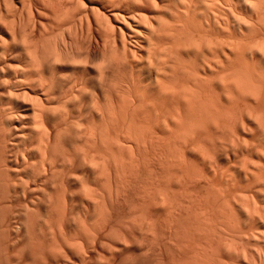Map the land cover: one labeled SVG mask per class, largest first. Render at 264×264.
<instances>
[{
    "label": "bare ground",
    "instance_id": "1",
    "mask_svg": "<svg viewBox=\"0 0 264 264\" xmlns=\"http://www.w3.org/2000/svg\"><path fill=\"white\" fill-rule=\"evenodd\" d=\"M6 1L7 0H1L0 4L5 5ZM33 1L35 2V0ZM63 1L64 0L38 1L40 2L41 8L37 7V12H40L46 5H52L50 6L51 11L52 7L53 9L55 8V11L51 12L54 15L51 14V16L56 18V20L54 19L56 22L50 20V22H53L51 29H49L50 25L45 26L42 22H39L37 24V29L35 25L29 28L28 31L24 26H21V23H18L15 27V22L12 21V23L7 24L6 27V32L10 34V41L2 38L0 33L1 187L4 189L8 188L10 191L20 182V184L22 183V188H20L19 185L18 187L22 190L19 191L18 187H16V189L21 192V194H25L26 192L29 193L30 189L28 188V184L31 182V185L35 183L34 190L31 188L32 186L30 187L31 190H33L32 192H38L39 190L43 197L46 193H44L45 191L42 193L41 188H39L40 186H37V184L40 185V182H42V185L43 183L50 182L49 186L52 189L55 188L52 191H56L58 188H56L55 185L59 184L55 183L57 180L56 178H59V175L60 177L64 175V179H66L68 184L67 188H78L77 194V190H70L71 195L68 194L69 199H67V201L72 203H68L70 211L77 209L78 207L76 205L75 208V204L80 201L78 203L81 207H79L78 210L80 209L79 211H81L83 209L82 213L84 211L85 215L88 212L90 213V211L91 214L93 212V216L99 214L96 217L97 221H99L101 218L99 219L98 217L104 219L103 216H107V211H109L106 209L108 205L107 207L105 206L104 198L106 196L108 198L111 196L105 195V197H102L101 195H95L96 192L93 193L94 188L91 189L92 187L89 186V183H91L90 181H92V183L93 180H96V183L99 182V190L100 187L103 186L101 189H104L105 192L107 191L105 193L103 190H100L104 192L102 194L103 196L104 194H109V192L111 193L112 189H108L109 186H111V182H113L111 183L112 188L114 187L115 191L116 189L119 191V187H116L117 180L126 177L122 176L123 172L126 173V168L128 172H130L129 169L132 168L131 170H133L135 166H138V164L135 165L137 161H139L136 159L135 155L137 154V157H140L138 155H140L141 148L145 150L146 147H149V150L153 149L156 154L158 152V158H160L161 164L164 165H161V167L166 168V170L162 171H166L169 179H167L166 182L168 186L166 183L164 184L165 186L162 185L164 187H161L162 189H160V192L156 195L157 197L155 196L156 199L153 196L152 198L154 199L152 200L156 202V209L168 217L169 214H173L175 211L174 202H172L170 198L172 192L169 195L168 191H171V188H174V186L179 189V186L181 188L182 185L185 191L188 190L189 194L191 193L189 192L190 190L194 191L195 189H187L186 185L188 183L191 185L190 181L193 179L199 180V178H201L200 173L197 172L198 169H200L199 171L201 172V168L193 171L192 165L207 169L205 165L212 166L215 162L222 164L225 161L226 163L228 162L227 165H233L229 168L234 169V172L230 169L234 174L229 176V174L232 173L227 172V177L229 176V178L226 177L224 180L226 184L236 188L233 196L236 195V197H240L239 199L243 198L242 200H244V202L240 200L241 203L243 202L242 204L237 202L241 206H239V208H241V213L239 212V208H237L241 218H237V209L234 210L235 208L232 206V201L228 199L229 196L226 198L228 200L222 199L227 197L226 194L228 195V193H225V195L223 194L224 197H221L220 189H218L220 193L218 196H213L211 198L212 200H208L206 197L207 199H204L205 203H202V208L197 209L199 216L198 221L201 223V226L200 229L198 228L199 226L197 227L198 231L196 233H198V236L196 238L198 240L196 239L197 243L194 244L196 250L193 248L194 251L189 252L193 253L192 256L190 255L189 261L190 264H227L228 262L226 263L225 261L229 259L230 263L233 264L236 261L239 262L241 258V261L248 260V254L251 251L245 253L243 251L245 249L242 248L243 246L240 245L241 249H238V244L235 242V239H237L235 237H237L239 233L238 229L239 231L242 230L244 225L250 227L249 224L253 223L258 218L260 221L259 223L262 225L260 226L262 229H258V220L256 223L254 222L252 228L257 224V228L255 227V229H258L259 233L258 230L253 229V231H257L259 234L258 238H264V0H85L87 2L85 4L86 6L80 2L81 0H75L78 6H76V4L74 8L79 9V12L80 8H83L81 9L83 12H80L81 15L78 13L79 16H76L78 19L76 22H73L74 24L70 22L72 18L70 20L69 17L68 19L70 21L68 20V22L66 19L67 16H62V11L64 12L67 8L65 6L66 3L67 5H69L68 3L70 2L72 5L75 3L72 2V0H65V5H63L65 9L62 7L64 10L61 11L60 6ZM24 3L23 1V4ZM79 4L82 5L79 6ZM55 5L56 7H54ZM69 7L67 9H69ZM66 12L68 11L66 10L65 13ZM65 15H68V13ZM61 17L66 20H61ZM72 21L75 20L73 19ZM3 23L4 19L2 14H0V25ZM64 24L70 25L67 27ZM71 25L73 26V32L69 33L67 31L69 35L65 38L61 37V32L59 31L61 26H64L63 28H65V30L67 28L69 30ZM35 30L38 37H36V39L31 36ZM26 31H28V33ZM56 31H58V33L60 32L58 34L59 38L57 33H55ZM52 34L55 35L53 36ZM62 36H64V34ZM51 37L53 40H51ZM86 96L88 98H86ZM80 111H83L84 113H82L85 114V116L88 115L86 118L90 121H95V124L98 123L96 126L91 124L95 128L99 126L97 129L99 130L98 132L91 127V125H86L87 123L83 126L81 123L82 121L77 118V114L78 116H84L81 115L82 113ZM60 141H62L61 144ZM148 158L149 157L145 158V160L148 161ZM144 162L142 163L144 164ZM226 163L223 164L228 168V166L225 165ZM157 165L160 166V163ZM157 165L156 167L160 169ZM234 166L238 167L235 169ZM150 168L147 167V169ZM221 168H223V166ZM210 170L208 171L210 172ZM159 171V174H161V170ZM141 172L142 170L140 174ZM211 172H213V170ZM214 173L215 172H213V174ZM148 174H152V172L150 171ZM210 174L209 176H212V174ZM219 174L222 175V173ZM130 175H128V177ZM223 175H225V173ZM142 176L148 177L146 175ZM161 176H159L160 179H162ZM111 177L117 179L116 182H114L115 179L111 181ZM219 177L221 178V176ZM126 178L125 181L129 179L126 180ZM155 178L158 179L157 177ZM203 178L206 179L204 176L202 179ZM210 178L212 179V177ZM37 181L40 182L36 184ZM66 181L64 180V182ZM120 181L118 180L117 184H119ZM129 181L130 180H128V182ZM209 182L210 181H208V183ZM162 183L163 182L159 184ZM171 183L175 184L172 185ZM125 184L126 183H124V185ZM141 184H144L143 181ZM156 185L158 186V183ZM36 186L38 189L35 188ZM42 186L45 189L48 188V186L46 188V185ZM223 186L228 185L223 184ZM27 188L29 191H27ZM201 188L200 186V189ZM217 188H219V186ZM223 188L225 189V187ZM226 188L228 189L230 187ZM127 189L129 188L127 187ZM127 189L125 188V190ZM141 189L144 188L141 187ZM178 189L176 188L175 191ZM17 190L16 192H18ZM59 190L65 193L63 189L60 188V185ZM147 190L145 191L146 193L143 194L146 196L145 200H147V197L148 199L150 198L146 195L148 193ZM154 190L155 187L151 191L153 192ZM183 190H181V192ZM157 191H159V188ZM211 191L207 193L210 194ZM223 191L226 192V190ZM99 192L97 191V193ZM53 193L52 195H55V199H59L60 196L58 192L57 194L56 192L55 194ZM63 193L61 196H63ZM115 193L119 194V192ZM7 194L8 195L2 197L5 198V196H7V198H9L10 194L16 193L8 192ZM21 194L19 193L18 196ZM24 194L21 197L25 196ZM182 194H184V192H182ZM229 194H231V192ZM57 195L58 197H56ZM76 195H80L81 197H77ZM112 195L115 196L113 193ZM13 196L18 197L16 195ZM121 196H124V193ZM35 197L37 200L38 196ZM53 197L54 196H52V198ZM116 197L117 196H115V198ZM138 197L140 196L138 195ZM189 197L190 194L188 200ZM62 198L63 197L60 199L61 204L63 203L62 205H59L60 202L57 204L56 201V204L59 205L58 208L57 206H52L54 202L53 200L51 201L50 197V200H47L48 203L50 201L52 202L50 209L51 206L54 209L51 211H57L58 209L57 212L59 214L56 213L58 216L62 215V213L64 214L68 209L65 204V197L63 198L64 201H61ZM141 198L143 199L144 197L141 196ZM235 198L232 197L233 200H235ZM118 199L117 202L120 201H118ZM45 200L46 199L42 202H45ZM238 200L236 198L235 201ZM258 201H262V203L259 204ZM183 202L181 203H187ZM148 204L154 205L152 207L155 208V203L149 202ZM70 205L74 206V209H71L73 207ZM34 206L36 207V205ZM182 207L187 211V206L182 205ZM16 208L17 206L13 207V209ZM50 209L48 212H50ZM153 210L154 209H152V211ZM11 211L13 210H10V215L12 213ZM18 211L19 210H17L16 213ZM103 211H106V214H104ZM213 211L217 214L213 215ZM60 212L62 213L60 214ZM242 212L244 213L243 217L245 216L244 220L242 219ZM16 213L15 215H17ZM20 214L21 213L18 215ZM39 214L41 213L39 212ZM51 214H53V212ZM133 214H135V211ZM28 215H30V219H32L31 214L29 213ZM47 215L48 213H46L45 216ZM144 215L142 214L141 218L144 219ZM135 216L137 217V215ZM145 216L148 217L147 214ZM171 216L172 215H170V217ZM51 217L53 216L51 215ZM254 217L257 218L255 219ZM61 218L59 217V219ZM69 218L65 220L67 221ZM36 219L33 218L32 221ZM132 219L134 220L135 218H131V220ZM138 219L140 220L139 217L137 220ZM192 219L193 218H191V220ZM238 219H242L241 223ZM108 220L110 222V219ZM144 220H142V222L145 223ZM189 220L187 221L189 222ZM8 221L7 219V223L10 224ZM54 221L56 220H53V223ZM69 221L71 222V220ZM81 221L78 223L80 224ZM105 221H107V218ZM198 221L196 222L198 223ZM35 222L37 223V221ZM18 223V225H20V222ZM25 223L28 222L26 221ZM32 223L31 224L35 226L34 222ZM51 223L52 222L48 225L51 226ZM60 223L62 224L63 222ZM148 223L147 220L145 226L142 224L140 225L147 228L149 226ZM75 224H77L76 221ZM130 224L132 225V223L129 222L128 225L130 226ZM237 224L242 227H237ZM25 225L27 227V224ZM32 225L30 230L32 229ZM84 225L82 221V224H80L81 227L78 226L83 229L82 226ZM40 226L43 227L44 224L42 225L41 223ZM53 226L56 225L53 224ZM86 226L89 227L88 225ZM92 226L91 230L94 228ZM224 227L227 231H223L225 229ZM252 228H248V232H250ZM45 229L47 228L45 227ZM85 229L83 230L85 231ZM100 229L97 230V232L101 231ZM50 230L52 231L53 229ZM76 230L78 231V229ZM76 230L75 233H77ZM243 230L244 231L240 232L244 235L247 229ZM13 231L11 230V232ZM51 231L47 232V234H50H48V236H51ZM147 231H149V228L146 232ZM260 231H262L263 234H261ZM52 232L54 233V230ZM234 232L235 234H233ZM248 232L245 234H249ZM59 233L61 232H57V236ZM71 233L69 232L70 235ZM80 233L82 234V232ZM138 233L141 234L139 231ZM257 233L256 241L258 243V240L261 238L257 240ZM79 234L78 237L81 236V234ZM250 235H252L251 232ZM86 236L92 237L88 236V234ZM94 236L97 237L96 235ZM239 236L241 237L242 234ZM82 237L81 242L84 240V238L82 240ZM87 237L86 239L88 240L89 238ZM35 238L41 237L35 236ZM47 238L50 239V237ZM242 238L244 237H241V239ZM263 238L261 239L262 243L259 242L260 245H258V249L253 250L256 252L250 254L251 258V255H256L252 259L250 258L251 264L253 262H256L254 264H264V248L263 250L259 248L260 246H264ZM41 239L43 240V238ZM28 240L30 241V239ZM51 240L52 237L50 242ZM37 241L32 242L36 244ZM45 241H43L44 245L46 244ZM97 241L100 242V240ZM248 241L249 240H247V242ZM75 242L78 241L76 240ZM43 243H41V245L38 244L42 246ZM62 243L66 242L64 241ZM142 243L143 242L140 244L141 246H143ZM90 244H93V242ZM138 244L139 243H137V246ZM145 244L146 243H144V245ZM29 245H31V243ZM76 246L78 245L76 244ZM125 246L126 245H124V247ZM229 253H232V256H236L237 258L240 256V260L237 259L235 261L236 257H233L234 262L233 260L231 261V255ZM210 256H213L214 262H212V258L209 260ZM225 258H227V260ZM254 258L256 261H254ZM140 259L142 262L144 261L142 258ZM247 260L245 263L244 261L242 263L250 264L249 260L248 262ZM137 262L139 261H136V264Z\"/></svg>",
    "mask_w": 264,
    "mask_h": 264
},
{
    "label": "rangeland",
    "instance_id": "2",
    "mask_svg": "<svg viewBox=\"0 0 264 264\" xmlns=\"http://www.w3.org/2000/svg\"><path fill=\"white\" fill-rule=\"evenodd\" d=\"M1 1V0H0ZM21 0H7L6 2H5V5H1L0 4V14H2V17H3V19H4V23L2 24V25H0V33H1V36H2V38H4L5 40H9V38H10V34H8L7 32H6V27H7V24H10V23H12V21L13 22H15L14 23V26L16 27V25H18V23H21V26H24L25 28H26V30H28L29 28H31L32 26H35L36 25V29H37V24L39 23V22H42L45 26H49L50 25V27H49V29H51V26H53V22L56 20V18L54 17L53 18V16H51V14L52 15H54L53 13H51L52 11H55L54 9H53V7H52V11H51V7L50 6H52V5H49V6H47L46 5V7L45 8H42L41 10H40V12H37L36 11V8L38 7V8H41V6H40V2H38L39 0H35V2L33 1V0H23L25 3L23 4V1H21ZM30 1H31V4H30ZM33 1V2H32ZM65 1V0H64ZM64 1L63 2H61V6H60V8H61V11L62 10H64L65 8L63 7V5H65L64 4ZM84 1V2H83ZM66 2V1H65ZM72 2H74L75 4H73L72 5V3L70 2V3H68L69 5H67V3H66V7L68 8L70 5V7H69V9H65L64 10V12L62 11V16H67V21L70 19L71 20V18H72V20L74 19L75 21H70L71 22V24L73 23V22H76L77 21V19L78 18H76V16L78 15V13L81 15V13L83 12V11H81V9H83V8H80V12H79V9H76V8H74L75 6L74 5H76L77 3L75 2V0L73 1L72 0ZM81 3H83V5L84 6H86L85 4L87 3L85 0H81L80 1ZM23 4V5H22ZM30 4V5H29ZM28 5H29V7H30V9H29V7H28ZM82 5V4H81ZM80 4H79V6H81ZM76 6H78V4L76 5ZM54 7H56V5L54 6ZM62 7L64 8V9H62ZM29 10H28V9ZM78 8V7H77ZM50 10V11H49ZM68 11V12H66V13H68V15H65L66 13H65V11ZM29 11V12H28ZM61 13V12H60ZM79 16V15H78ZM70 17V18H69ZM53 18V19H52ZM62 18V17H61ZM69 18V19H68ZM55 19V20H54ZM66 19H61V20H66ZM50 20L51 21H53V22H50ZM68 21V22H69ZM56 22V21H55ZM65 22V21H64ZM67 22V23H68ZM28 23V24H27ZM48 23V24H47ZM52 25H51V24ZM26 24H27V26H26ZM56 24V23H55ZM54 24V25H55ZM63 24V23H62ZM61 24V25H62ZM74 24V23H73ZM76 24V23H75ZM64 25H66L67 27H68V25H70V24H64ZM76 26V25H75ZM64 26H61V29L59 30L60 32V36L61 37H63V38H65V37H67V35H69V33H71V32H73V26L71 25L70 27H69V30H68V28L65 30V28H63ZM63 28V29H62ZM25 30V29H24ZM62 30V31H61ZM71 30V31H70ZM29 31V30H28ZM28 31H26L27 33H28ZM55 31V30H54ZM67 31L69 32L68 34H67ZM74 31H75V28H74ZM54 33V32H53ZM55 33H57V36H58V38H59V33H58V31H56ZM64 34V36H62ZM36 35V36H35ZM53 35V34H52ZM51 35V36H52ZM55 35V34H54ZM53 35V36H54ZM31 36L32 37H35V39H36V37H37V34H36V30L33 32V34H31ZM52 36V37H53ZM52 37H51V40H53L52 39ZM38 38V37H37ZM49 39H50V35H49ZM50 40V41H51ZM10 41V40H9ZM117 43V42H116ZM86 98H88L87 96H86ZM82 110V109H81ZM81 113L83 112V111H80ZM81 113H79V114H81ZM84 113V112H83ZM81 114V115H84V116H78V114H77V118L80 120V121H82L81 123L83 124V126H85L84 124H86V125H97V124H95L96 122L95 121H90L88 118H86V116L88 117V115H86L85 116V114ZM82 117V118H81ZM86 118V119H85ZM87 120V121H86ZM92 122V123H91ZM90 123V124H89ZM94 123V124H93ZM81 124V125H82ZM91 125V127H93ZM94 129H98L99 128V126L97 127V128H95V127H93ZM99 130H97V132H98ZM62 143V141H60V144ZM140 150V149H139ZM149 147L147 148H145V150L144 149H142L141 148V150H140V155H138V156H140V157H137V154L135 155L136 156V159L137 160H139V161H137V163L135 164V165H137L138 164V166H135V168H133V170H131V169H129L130 170V172H128V170H127V168L125 169V171H126V173L125 172H123V177L124 176H126L125 178H126V180L128 179V180H130L129 182H128V180L127 181H125V178L123 179V178H120V179H118L119 181H120V183L119 184H117V182H118V180L117 179H115V178H113V177H111V181H114V179H115V181L114 182H116V180H117V182H116V187L118 186L119 188H118V190L119 191H117V189H116V191H115V188L113 187L112 188V184L111 183H113V182H111L110 183V185L111 186H109V188L108 189H112V191H111V193L109 192V194H104V196L102 195L104 192H105V190L104 189H101L102 187H100V190H103L104 192H101L100 190H99V186L100 185H98V183H96L94 180H93V183H92V181H90L91 183H89L90 185L89 186H91L92 188L91 189H93V193L94 192H96L95 193V195L97 194V195H101L102 197H105V195H109V196H111V197H105L104 198V201H105V206L107 207V205H108V207H111V208H106L107 210H109V211H107V216L105 215V216H103L104 217V219H102V217H98L99 219V221H97V219H96V217L99 215V214H97V216L96 215H92L93 214V212H92V214H91V211H90V213L88 214H86L85 215V212L83 211V213H82V210L81 211H79L78 210V208L79 207H81V205H79V203L78 202H80V201H78V202H76V204H75V208H76V205H77V209H75V210H71L70 211V209H69V204L71 203L70 201H67V199H69V195H71L70 193V190L72 191H76L78 188L77 187H75V188H73V187H71V189L70 188H67V181H66V179H64L65 177H64V175H61V177H62V180H63V182H64V180L66 181V182H62V180H61V177H60V175H59V178H56L57 180H56V184L57 183H59V184H57V185H55L56 186V188H58V190L56 189V191H52V190H54L55 188H51L49 185V183L50 182H46V183H43L42 185H46V188H47V186H48V188L47 189H45L42 185H41V183L42 182H40V181H37L36 182V184L37 183H39L40 182V185H38L37 184V186H40L39 188H41V190H42V193L44 192V193H46L45 194V196H43L42 197V195L40 194L41 193V191H39L38 190V192L36 191V192H32L33 190H34V186H35V183H32V185L29 183L28 184V188L30 189V191L32 192V194H31V192L28 190V188H27V191H29V193H23L25 196H23V197H21L23 194H21V192H19V191H21L22 189H19V187H18V185L20 186V188H22L21 187V185H22V183L20 184V182L18 183V185L16 186V187H18V190L16 189V187L15 188H12L10 191H9V189L8 188H6V189H4V188H2L1 187V182H0V264H136V261H139L140 262V264H190V261H189V258H190V255L192 256V254L193 253H189L190 251L192 252V251H194V249L193 248H195V246H194V244H196L197 243V236H198V233H196L197 231H198V228L200 229V224L201 223H199V216H198V213H197V209H199V208H202V203H205L204 202V199L207 197L208 198V200H212L211 198L213 197V196H218V194H220L219 193V191L221 192V194H220V196L221 197H224V195H225V193H228V195L226 194V196L227 197H224V198H222L223 200L225 199V200H228V199H230V201H232L231 203H232V206L235 208H233L234 210H236L237 208H239V203H237V202H240V204H242L243 202H244V200H242L243 198H241V199H239L240 197H236V195L235 196H233L234 195V191L236 190V188L235 187H232L231 185H229V184H226V181L224 180L226 177H227V175H228V173H232V174H229V176L230 175H233L234 173V169L233 168H229V167H231V165L232 164H230V166L229 165H227L228 164V162L226 163L225 161L223 162V163H226L225 165L226 166H228V168H229V170H228V168L227 167H225L224 166V164L222 163V164H219V162H215V163H213V164H216V165H218V166H216V165H213L212 164V166H206L205 165V167L207 168V169H205L204 167H197V166H194V165H192V169H193V171L194 170H197L198 168H201V170L202 171H204V172H202V174H201V172L199 171L200 169H198V171L197 172H199L200 173V175H201V178H199V180H196V179H193V180H191L190 181V184L192 185H189V183L186 185V188L187 189H195L194 191L192 190H190L189 192H191L192 193V195H191V193H189L190 194V197H189V200H188V196H189V194H188V190L187 191H185V189H184V187H182V185H181V188H183V189H181L180 188V186H179V189H178V187H176V186H174V188L172 189L171 188V191H168L169 192V195H170V193H171V195H170V198L172 199V202H174L173 204L175 205V211L173 212V214H169L168 215V217H167V215H165L164 213H162V212H159L158 211V209H156L157 208V206H156V202L154 201L153 202V200L152 199H154V198H152L153 196L155 197L156 195H158V193L160 192V189H162L161 187H164L165 185V183L167 182V179H168V177H167V174H166V171L164 172V171H162V170H166V168H164V167H161V161L159 160L160 158H158L159 157V155H157L158 154V152H157V154H156V152H154L153 151V149H150L149 151ZM148 151V152H147ZM152 152H154V153H152ZM138 153V152H137ZM143 154V155H142ZM146 154H148V155H146ZM146 155V156H145ZM154 156L155 157V159H154V157H152V156ZM157 156V157H156ZM144 157V158H143ZM147 157H149L148 158V161L147 160H145V158H147ZM142 158V159H141ZM158 159V160H157ZM154 160V161H153ZM144 161H146V162H144ZM151 161H153V162H151ZM157 161H158V163H157ZM142 162H144V164L142 163ZM149 164H148V163ZM150 162H151V164H150ZM152 163H154V164H152ZM160 163V166L159 165H157V164H159ZM221 163V162H220ZM142 166H141V165ZM153 165V166H152ZM156 165L158 166V167H160V169L159 168H157L156 167ZM220 165V166H219ZM223 166V168H221L222 166ZM146 166V167H145ZM152 166V167H151ZM162 166H164V165H162ZM216 166V167H215ZM233 166V165H232ZM136 167H138V168H136ZM147 167L148 168H150V169H147ZM155 169H154V168ZM197 167V168H196ZM210 167V168H209ZM211 167H212V169H211ZM235 167V169L238 167V166H234ZM143 168H145V169H143ZM164 168V169H163ZM205 169V170H203V169ZM209 168V169H208ZM216 170H214V169ZM218 168V169H217ZM147 169V170H146ZM153 169V170H152ZM157 169V170H156ZM211 169V170H210ZM220 169V170H219ZM223 171H222V170ZM225 169V170H224ZM230 169H232V171L230 170ZM112 170V169H111ZM142 170V172H141V174H140V171ZM146 170V171H145ZM148 170H150L151 172H152V174H148L150 171H148ZM156 170V171H155ZM159 170H161V174H159L160 173V171ZM208 170H210V172L208 171ZM213 170V172H215L214 174H213V172H211ZM61 171V170H60ZM59 171V172H60ZM136 171V172H135ZM155 171V172H154ZM221 171V172H220ZM226 171V172H225ZM229 171H231V172H229ZM59 172H57V173H59ZM147 172V173H146ZM155 174H154V173ZM206 172V173H205ZM228 172V173H227ZM111 173H112V171H111ZM125 173V174H124ZM127 173H129V174H127ZM130 173H131V175H130ZM134 173V174H133ZM137 173V174H136ZM143 173V174H142ZM157 173V174H156ZM164 173H165V175H164ZM204 173V174H203ZM212 174V176H209V174ZM219 173H222V175L225 173V175H221V174H219ZM155 176H154V175ZM159 174V175H158ZM163 174V175H162ZM207 174H208V176H207ZM210 174V175H211ZM128 175H130L129 177H128ZM139 175V176H138ZM142 175H146V176H148V177H143ZM162 175V176H161ZM214 175V176H213ZM217 175V176H216ZM132 176H134V177H132ZM140 176H142V177H140ZM149 176H150V178H149ZM159 176H161L162 177V179H160V177ZM205 177L206 179H202V177ZM219 176H221V178L219 177ZM229 176L227 177V178H229ZM137 177H138V180H137ZM140 177V178H139ZM155 177H157L158 179H156ZM209 177V178H208ZM210 177H212V179L210 178ZM215 177H216V179H215ZM219 177V178H218ZM131 178V179H130ZM146 178V179H145ZM113 179V180H112ZM134 179H136V180H134ZM142 179H144V180H142ZM153 181H152V180ZM156 179V180H155ZM208 179V180H207ZM209 179H211V180H209ZM215 179V180H214ZM219 179V180H218ZM60 180H61V182H60ZM122 180H123V183H122ZM131 180H132V182H131ZM169 180V179H168ZM216 180H217V182H216ZM23 181H24V178H23ZM134 181H135V183H134ZM139 182V183H137V182ZM141 181V182H140ZM142 181H143V183L144 184H141L142 183ZM145 181V182H144ZM195 181V182H194ZM199 182V183H197V182ZM208 181H210L209 183H208ZM133 183V184H131V183ZM152 182V183H151ZM155 183V185H154V183ZM161 182H163L162 184H159V183H161ZM193 184H192V183ZM205 182V183H204ZM62 183V184H61ZM96 183V184H95ZM124 183H126L125 185H124ZM130 183V184H129ZM149 183V184H148ZM158 183V186L156 185ZM212 183V184H211ZM215 183V184H214ZM218 183H220V184H218ZM48 184V185H47ZM92 184V185H91ZM120 184H122V185H120ZM128 184V185H127ZM134 184H136V185H134ZM146 184V185H145ZM172 184V183H171ZM175 184V183H174ZM174 184H172V185H174ZM199 184V185H198ZM211 184V185H210ZM214 184V185H213ZM218 184V185H217ZM223 184L224 185H228V186H223ZM59 185H60V188L61 189H63V191L65 192V193H63L62 192V190H59ZM94 185V186H93ZM114 185H115V183H114ZM113 185V186H114ZM120 185V186H119ZM127 185V186H126ZM131 185V186H130ZM150 185H152V186H150ZM162 185H164V186H162ZM166 185L168 186V184L166 183ZM203 185V186H202ZM210 185V186H209ZM212 185H213V187H212ZM222 185V186H221ZM32 186V187H31ZM35 187L36 189H38V187ZM126 186V187H125ZM145 186V187H144ZM148 186V187H147ZM187 186H189V187H187ZM196 186H199V187H196ZM200 186L203 188H201L200 189ZM216 186V187H215ZM219 186V188H217ZM4 187V186H3ZM33 189V190H31V188ZM64 187V188H63ZM69 187V186H68ZM123 187V188H122ZM127 189V187L129 188V189H127V190H125V188ZM138 187V188H137ZM141 187H143L144 189H141ZM154 189V187H155V190L152 192L151 190H153L152 188ZM178 189L177 191H175L176 190V188ZM211 187V188H210ZM223 187H225V189L223 188ZM226 187H230V188H226ZM43 188V189H42ZM73 188V189H72ZM146 188V189H145ZM148 188H151V189H148ZM156 188H157V190H158V188H159V191H157L156 190ZM207 190H206V189ZM210 188V189H209ZM4 189V190H3ZM21 194L20 196H18L19 195V193L18 192H16V190ZM113 189H114V191L115 192H119V194H120V196H119V194L118 193H115L114 191H113ZM140 189V190H139ZM148 189V190H147ZM183 190L182 192H184V194H182V192H181V190ZM199 189V190H198ZM204 189H205V191H204ZM213 189V190H212ZM215 189V190H214ZM218 189H220L219 191H218ZM234 189V190H233ZM8 190V191H7ZM13 190V191H12ZM15 190V191H14ZM66 190H67V192H66ZM139 192H138V191ZM147 190V192L148 193H150V194H146L147 196H149L150 198L148 199V197H147V200H145V198H146V196L145 195H143V194H145L146 191ZM150 190V191H149ZM196 190H197V192H196ZM201 190V191H200ZM212 190V191H211ZM223 190H226V192H224ZM4 191V192H3ZM26 191V190H25ZM60 191V192H59ZM97 191L100 193H97ZM123 191H125V192H123ZM204 193H203V192ZM209 191H211L210 192V194L209 193H207V192H209ZM213 191H214V193H213ZM217 191H218V193H217ZM229 191V192H228ZM9 192V193H16V194H10V197L9 198H7V196H5V198L7 199V200H9V201H7L4 197H2V196H4V195H8L7 193ZM53 194H55V192H56V194H57V192H58V195L60 196L59 197V199H55V195H52V193ZM77 192H78V190L76 191V194H77ZM107 192V191H106ZM105 192V193H106ZM138 192V193H137ZM155 192V193H154ZM181 192V193H180ZM187 192V193H186ZM196 192V193H195ZM224 192V193H223ZM231 192V194H232V196H231V194H229ZM2 193V194H1ZM63 193V196H61V194ZM112 193L115 195V196H117L116 198L118 199V201L119 202H117V199L115 198V196H113L112 195ZM123 193H124V196H121V195H123ZM140 193V194H139ZM155 195H154V194ZM157 193V194H156ZM206 193V194H205ZM48 194V195H47ZM50 194V195H49ZM69 194V195H68ZM78 194H80V193H78ZM117 194V195H116ZM181 194V195H180ZM196 194H198V195H196ZM224 194V195H223ZM12 195V196H11ZM13 195H16V196H18V197H14ZM40 195H41V197H40ZM44 195V194H43ZM58 195L56 196V197H58ZM137 195V196H136ZM138 195L140 196V197H138ZM173 195V196H172ZM186 195V196H185ZM202 195V196H201ZM204 195V196H203ZM209 195V196H208ZM212 195V196H211ZM35 196H38V198H37V200H36V197ZM52 196H54L53 198H52ZM77 197L79 196V197H81L80 195H76ZM75 196V197H76ZM141 196L142 197H144L143 199L141 198ZM180 196V197H179ZM182 196V197H181ZM228 196H229V198H228ZM45 197V198H44ZM48 197V198H47ZM49 197L51 198V201L53 200V204H52V202L50 203H48L47 202V200H50L49 199ZM61 197H65L64 199H66L65 200V204H66V206L68 207V209L66 210V212L63 214L62 212H60V214L62 213V215H60V216H58V206L61 204V202H60V199H61ZM114 197V198H113ZM122 197V198H121ZM138 197V198H137ZM157 197V196H156ZM156 197H155V199H156ZM201 197H202V199H201ZM232 197H236L237 198V200L238 201H235L236 200V198H235V200H233L232 199ZM46 199L45 200V202H42V201H44V199ZM63 198H62V200L61 201H64L63 200ZM141 198V199H140ZM173 198H175V199H173ZM176 198H178V199H176ZM180 198H181V200H180ZM186 198L188 201H189V205H188V201L185 199V201H184V199ZM206 198V199H207ZM210 198V199H209ZM226 198H228V199H226ZM3 199H4V201H3ZM12 199V200H11ZM115 199V200H114ZM205 199V200H206ZM6 200V201H5ZM21 200V201H20ZM23 200H25V201H23ZM28 200V201H27ZM59 200V201H58ZM108 200H111V201H108ZM114 200V201H113ZM152 200V201H151ZM178 200V201H177ZM197 200V201H196ZM213 200H214V198H213ZM243 201L242 203H241V201ZM18 201V202H17ZM23 201V202H22ZM56 201H57V204L59 203V205H57L56 204ZM66 201H67V203H66ZM183 202V203H186V204H182L181 202ZM199 201V202H198ZM237 203H235V202ZM2 202V203H1ZM31 202V203H30ZM36 202H38V203H36ZM39 202H40V204H39ZM42 202V203H41ZM70 202V203H69ZM113 202V203H112ZM117 202V203H116ZM141 202V203H140ZM146 202V203H145ZM149 202H152V203H155V208L154 207H152V206H154V205H150V204H148ZM9 203V204H8ZM25 203V204H24ZM34 203H36V204H34ZM69 203V204H68ZM111 203V204H110ZM115 203V204H114ZM178 203V204H177ZM196 203V204H195ZM201 203V204H200ZM258 203L260 204V203H262V201H258ZM31 204H33V205H31ZM39 204V205H38ZM49 204V205H48ZM52 204V206L53 207H55V206H57V208H55V209H57V211L56 210H54V211H56V212H54V211H51V210H53L54 208H52V206H51V209H50V205ZM54 204H56V205H54ZM63 204V203H62ZM61 204V205H62ZM72 204V203H71ZM113 204V205H112ZM139 204H141V205H139ZM143 204V205H142ZM145 204V205H144ZM191 204V205H190ZM200 204V205H199ZM8 205V206H7ZM11 205V206H10ZM13 205V206H12ZM19 205V206H18ZM30 205H31V207H30ZM34 205H36V207L34 206ZM181 205V206H180ZM182 205H184V206H187L188 207V209H187V211H186V209L184 210V207H182ZM236 205H238V206H236ZM7 206V207H6ZM17 206V208L16 209H13V207H16ZM21 206V207H20ZM40 206V207H39ZM44 208H43V207ZM45 206H46V208H45ZM49 208H48V207ZM71 207H73V208H71V209H74V206H72V205H70ZM149 206H151V207H149ZM177 206V207H176ZM179 206V207H178ZM191 206V207H190ZM195 206V207H194ZM3 207H5V208H3ZM24 209H23V208ZM27 207H29L30 208V211H29V208H27ZM138 207V208H137ZM142 207V208H141ZM146 207V208H145ZM241 207V206H240ZM31 208H32V210H31ZM137 210H139V211H137ZM181 208H183V209H181ZM7 209V210H6ZM8 209H10V210H13V211H11L12 213H11V215H10V210H8ZM25 209H27V210H25ZM35 209H38V210H35ZM47 209V210H46ZM49 209H50V212L52 213L53 212V214H51L50 212H48L49 211ZM111 209V210H110ZM145 209V210H144ZM147 209H148V211H147ZM152 209H154L153 211H152ZM155 209H156V211H155ZM178 209V210H177ZM17 210H19L17 213H16V211ZM23 212H25V213H23ZM35 210V211H34ZM47 212H46V211ZM142 210V211H141ZM151 210V211H150ZM240 210V211H239ZM239 210L237 209V211H236V214H238L237 215V218H239L241 215H240V213H241V208H239ZM4 211V212H3ZM6 211H8V212H6ZM27 211H29V212H27ZM31 211H32V213H31ZM41 213V214H39V212ZM45 211V212H44ZM69 211V212H68ZM75 211H77V212H75ZM134 211H135V214H133L134 213ZM137 211V212H136ZM178 211V212H177ZM186 213H185V212ZM189 211H190V213H189ZM238 211L240 212V213H238ZM4 214H3V213ZM33 212H34V214H33ZM37 212H38V214H37ZM104 212V211H103ZM141 213V214H139V213ZM155 212H156V215H155ZM157 212H159V213H157ZM215 211H213V215H216L217 213L215 212ZM6 213V214H5ZM15 213L17 214V215H15ZM19 213H21L20 215H18ZM23 213V214H22ZM31 214V218L32 219H30V215H28V214ZM46 213H48V215L47 216H45L46 215ZM56 213H58L57 215H56ZM69 213V214H68ZM75 213H79V214H75ZM149 213V214H148ZM181 213V214H180ZM185 213V214H184ZM194 213V214H193ZM243 213V212H242ZM25 214V215H24ZM29 216H27V215ZM36 214V215H35ZM43 214H44V216H43ZM70 214H71V216H70ZM75 214V215H74ZM95 214V213H94ZM104 214H106V211L104 212ZM139 214V215H138ZM142 214L144 215H146L147 214V216L149 217H146L145 215H144V219L143 218H141L142 217ZM151 214V215H150ZM7 215V216H6ZM10 215V216H9ZM40 215H42V216H40ZM51 215L53 216V217H51ZM56 215V216H55ZM77 215V216H76ZM81 215V216H80ZM82 215H83V217H82ZM84 215H85V218H84ZM135 215H137V217L135 216ZM153 215V216H152ZM161 215H163V216H161ZM170 215H172L171 217H170ZM181 215V216H180ZM190 215V216H189ZM240 215V216H239ZM243 215H244V213L242 214V217H243ZM35 216H36V218H35ZM50 216V217H49ZM67 216V217H66ZM69 216H70V218H69ZM73 216H74V218H73ZM88 216V217H87ZM91 216H93V217H91ZM108 216H110V217H108ZM177 216V217H176ZM25 217V218H24ZM42 217V218H41ZM47 217H49V218H47ZM59 217L61 218V219H59ZM64 217H66V218H69V219H67V221L65 220L66 218H64ZM72 217V218H71ZM107 218V221H105L106 220V218ZM140 218V220L138 221L137 220V218ZM154 217H155V219H154ZM162 217V218H161ZM165 217V218H164ZM175 219H174V218ZM29 218V219H28ZM33 218L34 219H36L35 221H37V223L35 222V221H32L33 220ZM40 218H41V220H40ZM46 218V219H45ZM51 218V219H50ZM52 218H54V219H52ZM92 218H94V219H92ZM131 218H135L134 220L132 219L131 220ZM147 218V219H146ZM160 218V219H159ZM167 218V219H166ZM179 218V219H178ZM187 218V219H186ZM191 218H193L192 220H191ZM241 218V217H240ZM244 218H245V216L242 218L243 220H244ZM255 219L257 218V217H254ZM7 219L9 220L8 222H10V224L9 223H7ZM43 219V220H42ZM47 219H48V221H47ZM73 219V220H72ZM80 219V220H79ZM83 219V220H82ZM87 219V220H86ZM108 219H110V222H109V220ZM144 220L145 221V223L144 222H142V220ZM163 219V220H162ZM171 219V220H170ZM178 219V220H177ZM191 221H190V220ZM242 219H238V220H240V223H241V220ZM24 220H25V222L27 221L28 223H25L24 222ZM29 220H30V222H29ZM49 220H52V221H49ZM53 220H56V221H54V223H53ZM59 220H60V222H63L62 224L59 222ZM69 220H71V222L69 221ZM76 221V223L77 224H75V221ZM83 221V225L84 226H82L83 227V229H85V231H86V233L84 234V230L83 229H81L80 227V224H82V221ZM90 220V221H89ZM148 220V225L150 226H148L147 228H145V227H143L142 225H146V221ZM154 220V221H153ZM158 220V221H157ZM187 220H189V222L187 221ZM198 221V223L196 222V221ZM258 220V221H257ZM12 221H13V223H12ZM74 221V222H73ZM81 221V223L79 224L78 222H80ZM87 221H88V223H87ZM100 221H102V222H100ZM132 221V222H131ZM135 221V222H134ZM163 221V222H162ZM175 221V222H174ZM256 221H257V223H258V229L259 228H261L262 229V227H260V226H262L259 222V219L257 218L254 222L256 223ZM18 222H20V225H18L19 223ZM22 222V223H21ZM27 224V227H26V225L24 224ZM32 222H34V224H35V226L34 225H32L33 223ZM50 222H52L53 224H55L56 226H53V224L51 223V226L50 225H48V224H50ZM56 222H58V223H56ZM66 222H67V224H66ZM86 222V223H85ZM90 222V223H89ZM93 222V223H92ZM106 222V223H105ZM109 222V223H108ZM129 222L130 223H132V225L130 224V226L128 225L129 224ZM140 222V223H139ZM142 222V223H141ZM168 222V223H167ZM254 222L253 223H251V224H249L250 225V227H247V225H244L243 227L241 226V225H239V224H237V227H242L243 229H247V231H245V233H247L248 232V228H252L253 227V225H254ZM4 223V224H3ZM8 225H7V224ZM32 223V224H31ZM41 223H42V225L44 224V226L43 227H41L40 225H41ZM105 224V225H103V224ZM154 223V224H153ZM24 224V225H23ZM29 224H30V227H29ZM40 224V225H39ZM64 224V225H63ZM66 224V225H65ZM91 224V225H90ZM92 224H93V226H92ZM97 224H100V225H97ZM102 224V225H101ZM108 224H109V226L111 227V229H110V227L108 226ZM137 224V225H136ZM140 224H142V225H140ZM151 224V225H150ZM156 224V225H155ZM170 224V225H169ZM173 224V225H172ZM189 224H190V226H189ZM260 224V225H259ZM14 225V226H13ZM16 225V226H15ZM23 225V226H22ZM31 225H32V229L30 230V228H31ZM76 227H75V226ZM80 227H79V226ZM86 225H88L89 227H87ZM95 225V226H94ZM141 227H140V226ZM194 225H196V226H194ZM239 225V226H238ZM248 225V226H249ZM257 224H255V226H254V228H252V230L250 231L251 232V234L254 236H252V235H250V232H248L249 234H245L244 233V235H246V236H244L243 235V233H241L242 231H244L242 228V230H240L239 231V229L237 228V227H234L235 229L237 228L238 229V236L237 237H235V238H237V239H235V242H236V244H238L237 245V248L238 249H241L240 247L241 246H243L242 248L243 249H245V250H243L245 253L246 252H248L249 253V251H251L249 254H248V256H249V262H250V264H251V260H250V254L252 253L253 254V252H256V251H253V250H256V249H258V245H260V243H262V238L261 237H259V238H261L260 240H258L259 238H258V236H259V230L258 229H255V227L257 228V226H256ZM3 226H4V228H3ZM12 226H13V228H12ZM18 226V227H17ZM40 227V228H38V227ZM50 226V227H49ZM57 226H58V228H57ZM63 226H65V227H63ZM74 226V227H73ZM91 226L92 227H96L95 229L94 228H92V230H91ZM101 226H103V227H101ZM138 226V227H137ZM154 227V228H152V227ZM168 226H169V228H168ZM193 226V227H192ZM199 226V227H198ZM6 227V228H5ZM7 227H9V228H12V229H9V228H7ZM29 227V228H28ZM45 227L47 228V229H45ZM52 227V228H51ZM59 227H61V228H59ZM100 227H101V229H100ZM135 227V228H134ZM171 227V228H170ZM186 227V228H185ZM189 227V228H188ZM198 227V228H197ZM247 227V228H246ZM24 228V229H23ZM35 228H38V229H35ZM42 228V229H41ZM55 228V229H54ZM64 228V229H63ZM87 228H89V229H87ZM109 228V229H108ZM134 228V229H133ZM148 228H149V231H147L146 232V230H148ZM225 228V227H224ZM264 228V227H263ZM9 229V230H8ZM28 229V230H27ZM34 229V230H33ZM44 229H45V231H44ZM50 229H53L54 230V233L50 230ZM59 229V230H58ZM61 229V230H60ZM72 230V231H69V230ZM76 229H78V231L76 230ZM101 230V231H98L97 232V230ZM104 229H105V231H108V232H105L104 231ZM150 229H151V231H150ZM153 229V230H152ZM169 229V230H168ZM187 229V230H186ZM223 229V228H222ZM253 229H255V230H258V233H257V231H253ZM260 229V230H261ZM11 230L13 231V230H15V231H13V232H11ZM28 231V232H26V231ZM47 230V231H46ZM51 231L50 233H52L51 234V236H48V234H47V232H49V231ZM75 230L77 231V233L79 234L80 232H82V234H81V236H79L78 237V234L77 233H75ZM79 230H80V232H79ZM83 230V231H82ZM96 230V231H95ZM134 230V231H133ZM142 234H139L138 233V231ZM185 230H186V232H185ZM194 230V231H193ZM226 230V228L223 230V231H225ZM61 232V233H59V238H63V239H59L58 238V236H57V232ZM64 231V232H63ZM88 231H90L91 232V234H90V232H88ZM152 231H154V232H152ZM227 231V230H226ZM263 231V230H262ZM262 231H260V233L261 234H263V232ZM46 232V233H45ZM69 232L71 233V235L69 234ZM102 232V233H101ZM103 232H104V234H103ZM143 232V233H142ZM150 232H152V233H150ZM184 232V233H183ZM255 234H253V233ZM64 235H63V234ZM75 233V234H74ZM93 233H94V235H98L97 237H95L94 235H93ZM189 233H191V234H189ZM195 233V234H194ZM256 233H257V240L260 242H258L257 243V241H256ZM44 234V235H43ZM79 234V235H80ZM88 234V236H92V237H87L86 235ZM130 234V235H129ZM132 234H134V235H132ZM136 234V235H135ZM156 236H155V235ZM189 234V235H188ZM233 234H235V232L233 233ZM232 234V235H233ZM242 234V236L241 237H244V238H242V239H244V240H242L241 239V237L239 236V235H241ZM260 234V235H261ZM42 235V236H41ZM50 235V234H49ZM55 235V236H54ZM61 235H63V236H61ZM70 235V236H69ZM101 235V236H100ZM150 235V236H149ZM247 235H250L251 236V238H250V236H247ZM35 236H39V237H41V238H43V240L41 239V238H35ZM50 237V239H51V237H52V240H51V242H50V239L49 238H47V237ZM53 236H54V238H53ZM69 237V238H67V237ZM76 236V237H75ZM82 236H84V237H82ZM94 236V237H93ZM138 236V237H137ZM146 236V237H145ZM149 236V237H148ZM185 236V237H184ZM195 236V237H194ZM234 236V235H233ZM263 236H264V234H263ZM32 237V238H31ZM55 237H57V238H55ZM81 237H82V240H83V238H84V240L81 242ZM86 237L87 238H89L88 240H90V238H91V240L90 241H88L87 239H86ZM123 237V238H122ZM125 237H126V239H125ZM128 237V238H127ZM131 237V238H130ZM238 237H240V238H238ZM253 237V238H252ZM145 238V239H144ZM153 238V239H152ZM183 238H184V240H183ZM193 238V239H192ZM250 238V239H249ZM255 238V239H254ZM28 239H30V241L28 240ZM35 239V240H34ZM38 239H40V240H38ZM55 241H54V240ZM58 239V240H57ZM65 239V240H64ZM66 239H67V241H66ZM74 239V240H73ZM80 239V240H79ZM94 239V240H93ZM119 239H121V240H119ZM131 239V240H130ZM134 239V240H133ZM197 239V240H196ZM240 239H241V241H240ZM255 241H254V240ZM264 239V238H263ZM38 240V241H37ZM45 240H47V241H45ZM78 241V242H75V241ZM87 242H86V241ZM97 240H100V242H98ZM125 240V241H124ZM129 240H130V242H129ZM141 240V241H140ZM149 240V241H148ZM195 240H196V242H195ZM238 240V241H237ZM247 240H249L248 242H247ZM251 240V241H250ZM32 241H37L36 242V244L34 243V242H32ZM40 241H42V242H40ZM43 241H45L46 242V244L44 245V243H43ZM49 241V242H48ZM59 241V242H58ZM66 242V243H62V242ZM72 243H71V242ZM85 241V242H84ZM120 241V242H119ZM133 241V242H132ZM136 241H137V243H139L138 244V246H137V243H136ZM140 241V242H139ZM151 241V242H150ZM192 241V242H191ZM244 241V242H243ZM264 241V240H263ZM29 242V243H28ZM61 242V243H60ZM75 242V243H74ZM79 242H80V244H79ZM92 243L93 242V244H90V243ZM103 242H105V243H103ZM124 242V243H123ZM126 242V243H125ZM141 242H143L142 244H143V246H141L140 244H141ZM154 242V243H153ZM164 242V243H163ZM194 242V243H193ZM240 244H239V243ZM31 243V245H29ZM41 245V243H43L42 244V246H40L39 244ZM52 243H54V244H52ZM84 243H86V244H84ZM87 243H88V245H87ZM132 243V244H131ZM136 243V244H135ZM144 243H146L145 245H144ZM172 243V244H171ZM39 246H38V245ZM52 244V245H51ZM76 244L78 245V246H76ZM96 244V245H95ZM120 244V245H119ZM126 245L125 247H124V245ZM32 245H35V246H32ZM37 245V246H36ZM51 247H50V246ZM60 245V246H59ZM63 245V246H62ZM65 245V246H64ZM71 245V246H70ZM80 245V246H79ZM82 245V246H81ZM87 245V246H86ZM141 247H140V246ZM152 245V246H151ZM158 245V246H157ZM185 245H186V247H185ZM241 245V246H240ZM83 246H85V247H83ZM137 246V247H136ZM145 246V247H144ZM54 247H55V249H54ZM78 247H80V248H78ZM82 247V248H81ZM138 247H140V248H138ZM151 247V248H150ZM236 247V246H235ZM52 248V249H51ZM138 248V249H137ZM189 248V249H188ZM193 250H192V249ZM261 250H263V248H264V246L263 247H259ZM57 249V250H56ZM76 249V250H75ZM80 249V250H79ZM186 249V250H185ZM77 250H79V251H77ZM141 250V251H140ZM147 250V251H146ZM189 250V251H188ZM195 250H196V248H195ZM261 250H258V251H261ZM62 251H64V252H62ZM81 251V252H80ZM187 251V252H186ZM58 252H59V255H58ZM81 253V254H83V253H85V254H83V255H81V254H79V253ZM182 252H184V253H182ZM186 252V253H185ZM64 253V254H63ZM78 253V254H77ZM142 253H144V254H142ZM147 255H146V254ZM230 254V253H229ZM254 254H256V253H254ZM64 255V256H63ZM85 255V256H84ZM187 255V256H186ZM189 255V256H188ZM231 255V257L230 256H228V257H230L231 258V261L233 260V262H234V258L236 257V256H232L233 254L231 253L230 254ZM246 255V254H245ZM83 256V257H82ZM145 256V257H144ZM248 256H246V257H248ZM252 256V258L253 257H255V256H253V255H251ZM79 257V258H78ZM82 257V258H81ZM227 257V258H228ZM234 257V258H233ZM240 256H238V258L236 257L235 258V261L238 259V260H240V258H239ZM80 258H81V260H80ZM83 258H85V259H83ZM87 258V259H86ZM140 258H142V260H144L143 262L141 261V259ZM143 258H145V259H143ZM151 258V259H150ZM212 258V259H211ZM227 258H225L226 260H227ZM251 258V259H252ZM180 259H181V261H180ZM212 260V262H214L213 261V256L211 257L210 256V258H209V260ZM214 259H216V258H214ZM225 259H224V261H225ZM84 260V261H83ZM147 262H146V261ZM186 260V261H185ZM229 260V259H228ZM225 261L227 264H231L230 263V260L229 261ZM241 260H242V258H241ZM236 261V262H234V263H239V264H241L243 261ZM247 260V259H246ZM245 260V261H246ZM248 260H247V262H248ZM149 261V262H148ZM185 261V262H184ZM245 261H244V263H245ZM253 261V260H252ZM254 261H256V259L254 258ZM139 262H137V264H139ZM232 262V263H233ZM233 263V264H234ZM254 263H256V262H253L252 264H254ZM243 264V263H242ZM247 264H249V263H247Z\"/></svg>",
    "mask_w": 264,
    "mask_h": 264
}]
</instances>
